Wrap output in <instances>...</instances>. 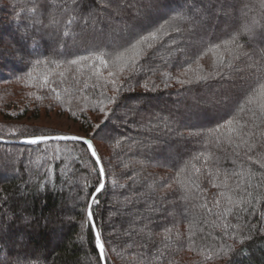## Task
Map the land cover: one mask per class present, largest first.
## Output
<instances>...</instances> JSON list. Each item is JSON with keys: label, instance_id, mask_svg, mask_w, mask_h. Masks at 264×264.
I'll list each match as a JSON object with an SVG mask.
<instances>
[{"label": "trees", "instance_id": "1", "mask_svg": "<svg viewBox=\"0 0 264 264\" xmlns=\"http://www.w3.org/2000/svg\"><path fill=\"white\" fill-rule=\"evenodd\" d=\"M5 37L0 139L65 135L29 112L80 125L105 264H264V0H0ZM13 143L0 264H102L86 146Z\"/></svg>", "mask_w": 264, "mask_h": 264}, {"label": "rangeland", "instance_id": "2", "mask_svg": "<svg viewBox=\"0 0 264 264\" xmlns=\"http://www.w3.org/2000/svg\"><path fill=\"white\" fill-rule=\"evenodd\" d=\"M17 32L18 31L14 30L13 28H10V30L6 32V35L7 37L13 39L12 41H15L16 39L14 37L16 36ZM7 37L2 38V40H0L1 46L3 47L11 46L8 42H6ZM19 60L20 62H22L20 57H17L16 55L14 56L11 55V59H9L7 63L8 67L10 66L11 68V66H15V65L17 66L19 64L18 62ZM14 117H17V116L15 115L12 116V119H11L13 120L12 124L35 127L37 129H51V130L62 132L65 135H72V136H77V137L85 136V133L82 132L80 125L77 122L72 121V119L67 117V115L60 114L55 111H52V112L41 111L37 113L36 116H32L31 113L29 112L28 116H24V117L17 118V119H15ZM4 118L5 117L0 116V121L5 122L6 119ZM6 121H8V119Z\"/></svg>", "mask_w": 264, "mask_h": 264}, {"label": "snow or ice", "instance_id": "3", "mask_svg": "<svg viewBox=\"0 0 264 264\" xmlns=\"http://www.w3.org/2000/svg\"><path fill=\"white\" fill-rule=\"evenodd\" d=\"M151 38L154 39L155 36L153 35V37H151ZM148 39H149V37H145L144 38V40H148ZM142 42L143 41H138L137 44H133L132 45V49L131 50L132 51H135V56L131 57L130 58V61L128 63H126L123 67L120 68V71L121 72H123L125 70V68H127L130 73H135L136 71L139 70L138 69V66H137L136 57L139 56L141 53L139 51H137V46H138V44H140ZM149 47H151V44H149ZM124 56H125V53H120V55L116 57V61H120ZM98 59H100V62L102 64L105 63V61L103 60V58H98ZM71 63L72 64H77L78 61L77 60H72ZM110 75H111V73H110ZM45 82H47V81H45ZM129 86H130V82H129ZM145 87H147V85H145ZM261 88H262V90H264V85H261ZM116 90L119 91V89H116ZM108 103L109 104L115 103V100L113 98H108ZM100 111L103 112L104 109L101 108ZM231 123L232 122L229 121V124H231ZM97 131L100 132V131H103V129L98 127ZM45 139H46V137H36V138H32V139L27 140V142L28 143H32V144H36V143H39V142H41L42 140H45ZM56 139H62V140H77L78 138L75 137V136H72V137H56ZM83 144L87 145L89 149H93L92 156H96L97 157L96 162L97 163H100L99 157L97 156V153L94 150V146H93L92 142L90 140H88V139H84L83 140ZM103 171L104 170L101 167V169H100L101 174L103 173ZM197 171H199V170L197 169ZM102 188H103V185L100 186V190H102ZM93 203H95V200H93ZM229 203L230 204L231 203H234V201H232L231 199H229ZM229 211H231V210L229 209ZM88 219L89 220L92 219V212H91V210H89V212H88ZM96 244L101 249V252H102L103 251V247L101 245L100 237H99L98 234H97V237H96Z\"/></svg>", "mask_w": 264, "mask_h": 264}, {"label": "water", "instance_id": "4", "mask_svg": "<svg viewBox=\"0 0 264 264\" xmlns=\"http://www.w3.org/2000/svg\"><path fill=\"white\" fill-rule=\"evenodd\" d=\"M56 137H72V135H60V136L46 137V139L45 140H42L41 142H45V141H58V142H77V143H82L83 144V140L84 139H87V138H84V137H77V136H75V137L78 138L77 140H62V139H56ZM29 139H32V138H29ZM29 139H22L20 141L15 142V143L9 142V141L3 140V139H0V143H8V144H12L13 143V144H18V145H23V146L35 145V144H32V143H28L27 140H29ZM41 142H39V143H41ZM39 143H36V144H39ZM85 146L88 149L90 155L92 156L93 149H89L87 145H85ZM92 157H93V159L95 161L97 160V157L96 156H92ZM97 165H98L99 170H100L101 169V164L100 163H97ZM101 178H102L101 185H103V183H104L103 173L101 174ZM100 186L97 188V190L95 191V193L92 195V197L90 199L89 207H88V211H87V216H88V212H89V210L91 208V205L93 203V200H94L96 194L101 191L100 190ZM89 221L91 223V226L93 228V231H94V234H95V238H96L98 233H97V230L95 228V225H94V222H93V218L91 220H89ZM97 248H98V253H99V256H100L101 263L102 264H105L104 252L103 251L101 252V249L98 246H97Z\"/></svg>", "mask_w": 264, "mask_h": 264}]
</instances>
